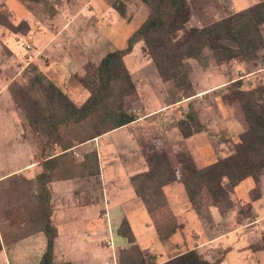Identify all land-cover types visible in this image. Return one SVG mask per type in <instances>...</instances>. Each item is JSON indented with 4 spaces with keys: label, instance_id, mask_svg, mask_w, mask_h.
<instances>
[{
    "label": "rangeland",
    "instance_id": "1",
    "mask_svg": "<svg viewBox=\"0 0 264 264\" xmlns=\"http://www.w3.org/2000/svg\"><path fill=\"white\" fill-rule=\"evenodd\" d=\"M186 1L190 8V19L187 24L189 27H201L231 13L225 5L226 0ZM114 2H120L124 6L125 15L123 17L112 8ZM147 16L148 10L139 0H40L38 2L0 0V77L3 76L6 83L10 81L8 82L10 85L16 83L19 86H25L37 71L45 75L48 68L47 71L55 73L56 62L66 58L68 62L73 61L75 65L73 66L75 72L64 80L63 90L68 93L71 89L82 87L80 79L85 76L86 70L95 67L106 53L123 49L126 46L127 38L143 23ZM21 22L27 24L28 30L13 29L8 26L11 24L15 27ZM203 55L206 57L205 66L192 59L187 62L190 67L189 80L192 84V92L186 93L174 90L172 83L163 82L159 78L153 62L144 53L143 48L136 47L134 53L131 52L123 58L124 65L135 84V93L124 99L123 105L127 113L140 118L141 115L153 112L157 107L183 103L151 119L161 141H154L156 133L151 132V129L146 131L142 128L143 133L137 131V137L139 140L142 139L145 159L151 154L164 152L172 167L177 168L176 157L178 155L184 154L191 157L187 149L191 150L194 144L184 141L176 127L177 123L189 112V106L193 108L197 119V113H199L204 124L206 125V121L209 123V128H205L202 124L204 130L198 134L203 133L214 142L216 153L214 156L213 151L206 147L202 150L199 149L197 154H192L196 165L203 167L212 163L216 159L215 157L222 159L233 153L237 136L245 130L246 123L239 105L229 103L224 99V95L228 93L229 82L224 85L218 84L215 91L202 93L196 99L192 94L211 87L214 80H229L230 77L237 79L244 76V73L253 69L256 64L257 67H263L264 51L262 50V55H257L255 61L244 63L247 65L246 69L236 73H234L235 68L231 73L232 66L228 64L229 62L216 64L209 57L207 50ZM68 66L70 67V64ZM78 73H81V77L76 75ZM45 77L47 78L46 75ZM54 84L57 86L56 83ZM257 87H264V79L257 84L242 80L243 90ZM83 101L82 97L80 102ZM14 117L18 123L23 121V137L25 139L23 147L18 140L20 134L11 130V117L6 111L5 105L0 103V174L24 163L31 150L36 152L35 157L40 160L41 152L45 147L53 146L56 149L61 140H68L72 136L70 131L61 130L59 136L52 140V145L51 142L47 144L44 136L31 130L24 114L19 109ZM161 128L172 129L176 132L177 139L174 142H164ZM114 150L115 146L113 149L111 147L110 153L113 154ZM48 153L51 154L52 151ZM192 157L191 159H193ZM260 177L264 192V173ZM25 181L26 179L15 176V179L10 182L0 183V192L5 194L8 191L5 197L0 198V233L5 246L4 253H0V264H32L31 257L28 256L27 259L24 257L27 255L24 245L16 246L12 241L15 235L24 233L23 220H27L23 206L30 203V198L29 201L26 199L22 203L19 198L21 191H24L26 196L28 195V185ZM224 186L228 192V198L217 206L219 209L209 208L210 214L204 206L201 208L192 207L195 213H184V205H188V202L184 190L180 189L183 201H178L179 204L173 208L174 212L181 213L182 211L184 214L183 216L178 214L180 217L178 221L170 211L172 206L169 205V202L167 204L162 188L165 205L160 207L159 200L156 198L151 201V206L155 209L151 213L155 220L154 223L159 220L162 221V224L166 222L167 228L174 224V227H177L174 234L181 231L186 243L191 241V236L201 239L206 237L205 239H207L217 237L221 233L222 239L215 241L218 243L209 244L206 247L200 244V248L203 246L200 253L196 251L210 264H216L217 261H221L218 264H264V255L254 251L255 246L259 245L257 243L263 244L264 231L259 232L260 236L256 234L258 229L255 227L257 225L242 226L248 222L251 223L255 214L258 216L264 214V209H262L264 203L256 202L253 209L250 210L245 206L255 195L252 193L253 185L250 179L242 181L234 188H231L226 182ZM92 187L96 189L97 185L93 184ZM257 188L259 190L258 184ZM229 194H231V201H229ZM32 206L30 204L29 208ZM101 207L97 208L101 209ZM169 215H172L174 219L167 222L166 219ZM184 221L186 224L183 223ZM141 224L140 218H137V222L132 220L136 233H140ZM259 226L264 228V221L258 223V228ZM114 227H112L113 231ZM103 237L108 238V233H103ZM82 238L87 239L91 246L96 239L91 232L83 233ZM175 238H180V235H175ZM112 240L117 243L122 239L113 233ZM141 245L144 246V244ZM108 255L112 261L109 250L104 249V256ZM116 261L118 264V253Z\"/></svg>",
    "mask_w": 264,
    "mask_h": 264
},
{
    "label": "trees",
    "instance_id": "2",
    "mask_svg": "<svg viewBox=\"0 0 264 264\" xmlns=\"http://www.w3.org/2000/svg\"><path fill=\"white\" fill-rule=\"evenodd\" d=\"M139 1L146 6L148 16L127 38L123 49L106 53L95 67L86 70L80 84L89 96L81 106H76L40 71L35 72L25 86L16 83L8 85L15 109L24 114L31 130L44 136L47 144L51 142L52 145V140L59 136L61 130L72 133L68 140H61L56 149L47 146L42 150V172L34 180L25 181L28 185L27 196L24 191L20 193L21 203L26 199L29 201V198L30 203L23 206L27 214V220H23L24 233L15 235L12 241L17 242L42 232L46 243L38 264H54L53 249L57 231L51 219L48 184L52 180L91 177L99 172L95 151L86 154L83 162L76 163L71 157V149L137 120L135 115L125 111L123 105L124 99L135 93V84L123 58L132 52L136 44H140L151 59L159 78L172 83L173 89L182 93L192 92L188 60H195L205 66V50L216 64L252 62L257 59L258 52L264 50L261 31L264 25V0L201 27L187 25L190 8L186 0ZM112 8L121 17L125 15L122 3L114 2ZM8 26L28 30L25 22L15 27L11 24ZM228 86L224 99L239 105L246 123L245 130L237 136L233 153L202 168H198L193 159L184 154L176 157L177 168L172 167L164 152L146 156L148 170L132 176L130 183L149 213L155 211L151 206L154 198L159 200L160 207L165 205L162 188L172 183L181 184L190 206L195 208L218 206L228 198L225 182L234 188L246 179L251 180L252 193H255L250 201L259 199L257 184L264 173V87L243 90L241 79L230 82ZM188 109L189 112L176 125L184 139L204 130L193 108L189 106ZM49 151H52L51 157H48ZM15 176L4 181L10 182ZM5 194L0 192V198L5 197ZM30 204L32 208H29ZM245 206L248 210L252 209L250 202ZM173 219L169 215L166 221ZM154 224L161 241L171 237L177 229L174 224L167 228L166 222L162 224L160 220ZM116 233L128 245L119 250L118 264H148L147 254L135 244L126 220L121 221ZM254 251L264 253V241L255 246ZM161 264L210 263L195 250H187Z\"/></svg>",
    "mask_w": 264,
    "mask_h": 264
},
{
    "label": "crops",
    "instance_id": "3",
    "mask_svg": "<svg viewBox=\"0 0 264 264\" xmlns=\"http://www.w3.org/2000/svg\"><path fill=\"white\" fill-rule=\"evenodd\" d=\"M258 1L259 0H226L225 5L229 12L236 13L258 3ZM261 31L264 38V25ZM136 47L140 48V44L133 47L132 53H134ZM258 55H262V51L258 52ZM56 63L55 73H51L50 70L47 71V68L45 75L50 81L56 83L57 87L68 95V98L76 106H81L89 96L88 92L83 87L71 89L68 93L63 90L65 78L75 72V70H73V66H75L74 62H68V59L64 58ZM68 64H70V67ZM228 64L232 66L231 73L233 68H235L234 73H236L247 67L244 63L229 62ZM76 75L81 77V73ZM263 75L264 66L257 67L256 64L253 66V69H250L248 72L244 73V76H240L237 79L257 84L264 79ZM2 77L3 76L0 77V103L5 105L6 111L11 117V130L20 134L18 140L23 147L25 145L23 121L18 123L14 117L17 109H15L8 92V82L10 81L6 83ZM234 78L236 79V77H230L229 80H214L211 87H206L204 90L194 93L195 99L202 93L216 90L218 84L224 85L234 81ZM82 97L84 101L80 102ZM182 104L183 103H174L157 107L153 112L147 115H141L140 118H137V120L131 124L109 131L91 141L76 145L71 149V157L76 163L83 162L86 154L95 151L99 172L97 175L91 177H73L65 180H52L48 184L51 195V219L57 231L53 249L54 264H117L116 254L119 250L128 247L126 240L122 237V240H119L117 243H114L112 240V234L115 233L117 235L116 231L122 220H126L128 223L133 233L135 244L143 253L147 254V259H149L148 264H161L187 250H195L200 253L199 251L203 246L206 247L209 244L215 243L217 239H222L223 235L221 233H219L220 235L217 237L214 236L207 239H205L206 237L201 239L196 236H191V243H186L185 237L180 231V233H177L180 235V238L174 239V236L177 235L174 234L164 241L159 240L155 229L154 218L151 213L147 211L139 197H137L130 183V178L132 176L144 173L148 170L147 159H145L144 155V147L141 144L142 139L139 140L137 137V131L139 130L140 133H143L142 128L146 131L147 129H151V132L156 133L154 141H161L151 119ZM195 111L197 112V109H195ZM197 115L199 122L203 124L205 128H209V123L206 121L205 125L204 121L200 118V114L197 113ZM142 124H145V126H142ZM161 131L163 132L161 136L164 138V142H174L178 137L177 134H175L176 132L172 131V129L167 130V128H161ZM183 140L194 144L191 149L192 151L187 149L191 157L193 153L197 154L199 149L202 150L205 147L213 151L214 156L216 155L214 142L203 133L193 134L188 139L183 138ZM114 146V153L111 154L110 148L112 147L113 149ZM35 155L36 152L31 150L24 163H21L14 169L12 168L10 171L1 173L0 183L13 175L22 177L26 180H34L35 176L42 172L41 163L43 161L42 159L37 160ZM48 157H51L50 154ZM215 158L217 159V157ZM193 160L196 165L194 158ZM196 166L198 167V165ZM260 178L258 182L260 197L254 202L249 201L252 209L256 202L262 201V203H264V192L262 190ZM93 184L95 186L97 185L98 189L92 187ZM180 189L182 190L183 187L179 183H172L163 187L166 202L167 204L169 202V205L172 206L170 211L177 221L180 218L178 214H181V216L184 215L182 211L181 213L173 211L174 206L179 204L178 201H183L181 200ZM230 197L231 194H229V201H231ZM99 206H102L101 209L97 208ZM209 208L211 207L207 208L208 212ZM212 208L219 209L217 206ZM262 209H264V204L262 205ZM184 213H195L189 202L188 205H184ZM137 218H140L142 221L140 233H136L132 225V220L137 222ZM262 221H264V214L260 216L255 214L251 223L248 222L242 226L248 227L257 225L255 228L258 230L255 232L257 235L261 236L259 232L261 233L264 231V228L262 226L258 228V223L260 224ZM3 222L5 223L6 221ZM183 223L186 224V221ZM112 227H114V231ZM182 228H184L183 225ZM86 232H91L92 236L96 237L92 246L87 239L82 238V234ZM103 233H108V238L103 237ZM107 241L111 242V245L108 246ZM3 243V237L0 233V253H4L5 251ZM45 243V236L42 232H38L15 242V245L23 244L27 252V255L24 257L27 259L29 256L32 258V264H38L44 251ZM141 244H144V246ZM150 244L151 247H149ZM200 244L203 245L201 248L199 246ZM257 244L261 245L260 243ZM104 249L109 250V254L112 255V261L109 259V255L106 257L104 256ZM256 252H260L264 255L261 251Z\"/></svg>",
    "mask_w": 264,
    "mask_h": 264
},
{
    "label": "built area",
    "instance_id": "4",
    "mask_svg": "<svg viewBox=\"0 0 264 264\" xmlns=\"http://www.w3.org/2000/svg\"><path fill=\"white\" fill-rule=\"evenodd\" d=\"M107 245H108V246L111 245V242L107 241Z\"/></svg>",
    "mask_w": 264,
    "mask_h": 264
}]
</instances>
